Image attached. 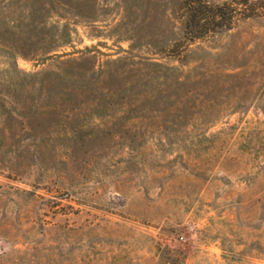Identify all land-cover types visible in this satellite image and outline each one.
I'll list each match as a JSON object with an SVG mask.
<instances>
[{
	"label": "rangeland",
	"instance_id": "1",
	"mask_svg": "<svg viewBox=\"0 0 264 264\" xmlns=\"http://www.w3.org/2000/svg\"><path fill=\"white\" fill-rule=\"evenodd\" d=\"M0 264H264V0H0Z\"/></svg>",
	"mask_w": 264,
	"mask_h": 264
},
{
	"label": "trees",
	"instance_id": "2",
	"mask_svg": "<svg viewBox=\"0 0 264 264\" xmlns=\"http://www.w3.org/2000/svg\"><path fill=\"white\" fill-rule=\"evenodd\" d=\"M200 10H202L203 13L205 11V14L198 16L194 13V11H200ZM194 11H192V15L190 16V22L191 24L193 22L196 28L202 27L203 29H206V25L209 23H213L216 25L217 28H221V29L222 28L230 29L231 27V24H229L228 22H223V17L225 16V13H224V8L222 6L210 7L207 6V4H205V6H202V8L201 7L196 8Z\"/></svg>",
	"mask_w": 264,
	"mask_h": 264
}]
</instances>
